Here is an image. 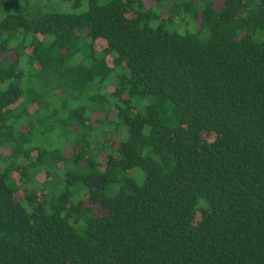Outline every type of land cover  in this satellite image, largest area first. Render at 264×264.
I'll list each match as a JSON object with an SVG mask.
<instances>
[{
  "label": "trees",
  "instance_id": "16d2710c",
  "mask_svg": "<svg viewBox=\"0 0 264 264\" xmlns=\"http://www.w3.org/2000/svg\"><path fill=\"white\" fill-rule=\"evenodd\" d=\"M0 264H264V0H0Z\"/></svg>",
  "mask_w": 264,
  "mask_h": 264
},
{
  "label": "rangeland",
  "instance_id": "374dc122",
  "mask_svg": "<svg viewBox=\"0 0 264 264\" xmlns=\"http://www.w3.org/2000/svg\"><path fill=\"white\" fill-rule=\"evenodd\" d=\"M59 10L62 11V12H71L72 11V5L70 3L60 2ZM105 47L106 46H105L104 42L99 43L98 46H97L98 50H102ZM42 177L45 179L48 176L43 174ZM48 178H50V177H48Z\"/></svg>",
  "mask_w": 264,
  "mask_h": 264
}]
</instances>
